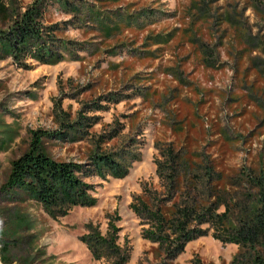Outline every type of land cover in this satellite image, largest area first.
I'll return each mask as SVG.
<instances>
[{
	"label": "rangeland",
	"instance_id": "obj_1",
	"mask_svg": "<svg viewBox=\"0 0 264 264\" xmlns=\"http://www.w3.org/2000/svg\"><path fill=\"white\" fill-rule=\"evenodd\" d=\"M34 1L0 0V31ZM69 2L78 10L47 1L43 17L73 42L61 61L28 58L22 66L0 58V190L34 130L48 133L40 140L54 159L82 163L122 152L129 172L86 178L96 204L57 219L0 192V264H107L80 236L90 223L106 234L109 221L119 227V245L131 249L126 264H161L162 252L141 237L129 208L141 185L159 184L157 146L214 160L231 175L236 201L250 189L240 170L264 178V0ZM160 35L170 40L157 42ZM241 253L209 234L171 264H232Z\"/></svg>",
	"mask_w": 264,
	"mask_h": 264
},
{
	"label": "trees",
	"instance_id": "obj_2",
	"mask_svg": "<svg viewBox=\"0 0 264 264\" xmlns=\"http://www.w3.org/2000/svg\"><path fill=\"white\" fill-rule=\"evenodd\" d=\"M47 1L57 0H35L16 14L7 30L0 31V58L9 56L16 64L26 66L24 61L28 58L56 63L64 58V51H71L73 42L56 36L60 25L43 23ZM58 1L69 12L78 10L69 0ZM91 15L98 18L100 11L96 9ZM228 19L231 21V16ZM169 35H160L155 40L168 42ZM40 132L32 131L28 149L11 161L0 192L14 201L37 203L52 219L67 215L73 207L96 204L97 199L91 193L93 186L86 178L108 175L123 178L129 172V157L122 152L102 151L95 153L90 162L82 163L54 159L40 140L48 133ZM156 148L162 156L155 169L159 184L141 185V192L134 196L129 208L142 227L141 237L156 244L162 252L161 264H171L189 242L209 234L222 244H235L247 252L240 254L243 260L235 258L232 264H264L263 176L240 170L236 176L247 182L250 189L236 201L231 197V175L214 160L197 153L188 154L171 144ZM0 149H4L2 142ZM118 232L119 227L110 221L106 234L90 223L80 240L94 259L126 264L131 249L119 245ZM8 247L7 244L2 248Z\"/></svg>",
	"mask_w": 264,
	"mask_h": 264
}]
</instances>
